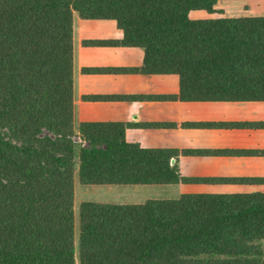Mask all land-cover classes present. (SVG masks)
<instances>
[{
  "label": "trees",
  "instance_id": "obj_1",
  "mask_svg": "<svg viewBox=\"0 0 264 264\" xmlns=\"http://www.w3.org/2000/svg\"><path fill=\"white\" fill-rule=\"evenodd\" d=\"M221 1L0 0V264H249L264 240L259 191L82 201L75 241L76 167L84 185L198 181L122 124L75 133L73 12L115 20L122 38L98 43L142 48L140 72L178 76L172 98L264 101V15L227 16ZM74 136L88 145L76 152Z\"/></svg>",
  "mask_w": 264,
  "mask_h": 264
},
{
  "label": "crops",
  "instance_id": "obj_2",
  "mask_svg": "<svg viewBox=\"0 0 264 264\" xmlns=\"http://www.w3.org/2000/svg\"><path fill=\"white\" fill-rule=\"evenodd\" d=\"M233 1L249 2L224 0L219 6ZM189 16L211 15L191 11ZM72 28L76 134L81 122L119 123L124 125L126 141L171 150L170 163L181 176L198 182L148 185L156 199L185 193H264V183L229 182L264 180V101L172 98L179 94L178 76L140 72L142 48L98 43L122 38L115 20L84 19L74 11ZM255 249L243 258L249 264H264V240Z\"/></svg>",
  "mask_w": 264,
  "mask_h": 264
},
{
  "label": "rangeland",
  "instance_id": "obj_3",
  "mask_svg": "<svg viewBox=\"0 0 264 264\" xmlns=\"http://www.w3.org/2000/svg\"><path fill=\"white\" fill-rule=\"evenodd\" d=\"M263 1H249V2H228L224 8L219 6L223 12H228L231 15L237 14H264ZM47 132H43L45 134ZM76 152L83 146L86 147L88 143L81 140L78 136L73 137ZM140 185V186H135ZM130 185H84L80 184L77 178V167L74 175V189H73V211H74V230L75 241L78 230V207L82 201H97V202H141L146 198H154L156 195L148 185L135 184ZM157 186V185H156ZM152 192V193H150ZM163 195V194H162ZM169 196V195H166ZM157 198V197H155ZM77 263V261H76Z\"/></svg>",
  "mask_w": 264,
  "mask_h": 264
}]
</instances>
